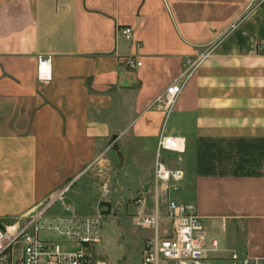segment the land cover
I'll use <instances>...</instances> for the list:
<instances>
[{"label": "crops", "instance_id": "crops-1", "mask_svg": "<svg viewBox=\"0 0 264 264\" xmlns=\"http://www.w3.org/2000/svg\"><path fill=\"white\" fill-rule=\"evenodd\" d=\"M207 49L171 106L155 103ZM167 134L185 144L165 155L184 173L168 195L153 176ZM98 159L137 178L162 229L167 198L191 206L217 240L204 264H264V0H0V219L34 215Z\"/></svg>", "mask_w": 264, "mask_h": 264}, {"label": "built area", "instance_id": "built-area-1", "mask_svg": "<svg viewBox=\"0 0 264 264\" xmlns=\"http://www.w3.org/2000/svg\"><path fill=\"white\" fill-rule=\"evenodd\" d=\"M117 31L125 39L132 38V28L129 25L120 26ZM139 45L138 41L134 42L136 50ZM210 53L211 50L207 49L185 58L180 76L166 87L155 99V103H162L168 109L180 93L182 84L194 74ZM36 60L37 80L44 83L51 81L50 56L40 55ZM120 60L130 69L141 65L135 55L124 56ZM184 148V138L179 136L167 134L157 140L153 176L158 187L167 195L182 188L184 173L180 168L169 167L165 155L181 154ZM68 187L66 185L59 190L52 201L61 197ZM46 207L42 206L34 215L14 222L5 223L0 219V264H98L81 245L66 251L55 241L39 237L44 228L60 232L59 222L62 219L45 218ZM166 218L169 222L168 229H162V219L157 209L154 213L138 214L135 217L136 227L151 231V235L142 242L139 264H204L207 246L216 247L217 240L207 235L196 211L181 201L167 198ZM91 240L89 237H82L80 243L86 244Z\"/></svg>", "mask_w": 264, "mask_h": 264}, {"label": "rangeland", "instance_id": "rangeland-1", "mask_svg": "<svg viewBox=\"0 0 264 264\" xmlns=\"http://www.w3.org/2000/svg\"><path fill=\"white\" fill-rule=\"evenodd\" d=\"M118 164L98 159L67 184L61 197L44 202L42 206H48L44 217L62 220L59 233L44 228L39 237L55 241L66 251L81 245L98 264H139L142 242L150 230L136 227L134 220L151 212L154 201L145 196L141 202L143 185L136 177H130L127 185L120 182L115 176ZM82 237L92 240L80 243Z\"/></svg>", "mask_w": 264, "mask_h": 264}]
</instances>
